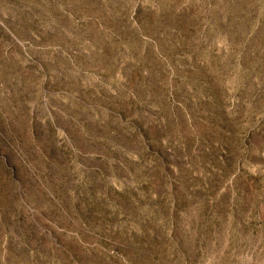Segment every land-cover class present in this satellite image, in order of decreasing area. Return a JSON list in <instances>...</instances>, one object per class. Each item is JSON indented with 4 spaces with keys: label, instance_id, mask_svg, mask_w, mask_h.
Returning <instances> with one entry per match:
<instances>
[{
    "label": "rangeland",
    "instance_id": "1",
    "mask_svg": "<svg viewBox=\"0 0 264 264\" xmlns=\"http://www.w3.org/2000/svg\"><path fill=\"white\" fill-rule=\"evenodd\" d=\"M0 264H264V0H0Z\"/></svg>",
    "mask_w": 264,
    "mask_h": 264
}]
</instances>
